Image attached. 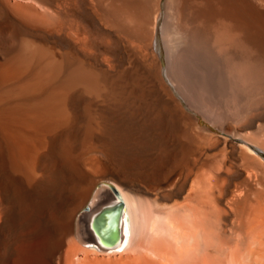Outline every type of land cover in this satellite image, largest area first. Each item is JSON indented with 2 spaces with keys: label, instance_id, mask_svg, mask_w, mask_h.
Returning a JSON list of instances; mask_svg holds the SVG:
<instances>
[{
  "label": "bare ground",
  "instance_id": "bare-ground-1",
  "mask_svg": "<svg viewBox=\"0 0 264 264\" xmlns=\"http://www.w3.org/2000/svg\"><path fill=\"white\" fill-rule=\"evenodd\" d=\"M0 264H264V0H0Z\"/></svg>",
  "mask_w": 264,
  "mask_h": 264
},
{
  "label": "water",
  "instance_id": "water-1",
  "mask_svg": "<svg viewBox=\"0 0 264 264\" xmlns=\"http://www.w3.org/2000/svg\"><path fill=\"white\" fill-rule=\"evenodd\" d=\"M115 196H116V202L114 205L109 206L108 208L104 209L103 213L107 214V218L109 220L108 228L105 230H97L96 233V242L102 247V248H109L113 245H115L119 238H120V225L121 220L123 219L122 213L124 211V202L119 196L116 189ZM108 230V234L106 231Z\"/></svg>",
  "mask_w": 264,
  "mask_h": 264
},
{
  "label": "rangeland",
  "instance_id": "rangeland-1",
  "mask_svg": "<svg viewBox=\"0 0 264 264\" xmlns=\"http://www.w3.org/2000/svg\"><path fill=\"white\" fill-rule=\"evenodd\" d=\"M204 125H206L205 124V122H203V121H201ZM112 187L114 188V189H116V186H114V185H112ZM117 190V189H116ZM101 256V255H100Z\"/></svg>",
  "mask_w": 264,
  "mask_h": 264
}]
</instances>
